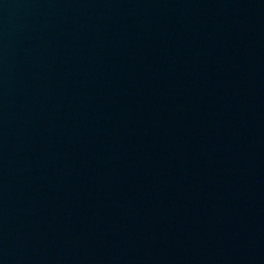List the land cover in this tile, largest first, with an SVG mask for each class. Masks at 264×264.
<instances>
[{
    "label": "water",
    "instance_id": "95a60500",
    "mask_svg": "<svg viewBox=\"0 0 264 264\" xmlns=\"http://www.w3.org/2000/svg\"><path fill=\"white\" fill-rule=\"evenodd\" d=\"M264 50V0H0V264Z\"/></svg>",
    "mask_w": 264,
    "mask_h": 264
}]
</instances>
